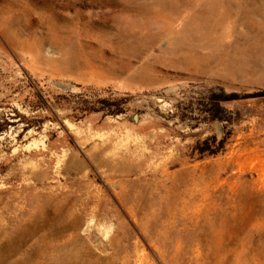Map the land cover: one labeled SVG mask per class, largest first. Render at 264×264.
Returning a JSON list of instances; mask_svg holds the SVG:
<instances>
[{"label":"rangeland","instance_id":"rangeland-1","mask_svg":"<svg viewBox=\"0 0 264 264\" xmlns=\"http://www.w3.org/2000/svg\"><path fill=\"white\" fill-rule=\"evenodd\" d=\"M0 264H264V0H0Z\"/></svg>","mask_w":264,"mask_h":264},{"label":"trees","instance_id":"trees-1","mask_svg":"<svg viewBox=\"0 0 264 264\" xmlns=\"http://www.w3.org/2000/svg\"><path fill=\"white\" fill-rule=\"evenodd\" d=\"M87 91V89H86ZM88 92V91H87ZM79 98H81L80 96H78ZM237 96L236 95H230L227 97H223V101L226 100H233L236 99ZM83 103L82 105H78L76 107L72 108V112H73V117L77 120L84 118L92 113L95 112H107L108 114L111 115H117V114H122L124 113V107L123 105L125 104V102H116V103H112V104H108L107 101L103 100V99H99L97 97V95L93 94V97L89 98H81ZM39 100L40 102H42L43 104H45V106L50 110V107L48 106L49 100L44 97V95H40L39 94ZM53 120L56 119V115L52 112V117ZM34 121V119H32ZM31 120H28V122ZM31 126L30 124L27 123V127ZM26 127V128H27Z\"/></svg>","mask_w":264,"mask_h":264}]
</instances>
